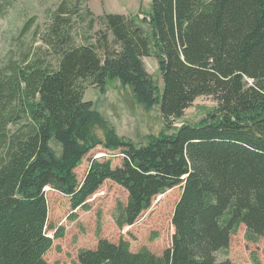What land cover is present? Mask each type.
<instances>
[{
	"label": "trees",
	"instance_id": "obj_1",
	"mask_svg": "<svg viewBox=\"0 0 264 264\" xmlns=\"http://www.w3.org/2000/svg\"><path fill=\"white\" fill-rule=\"evenodd\" d=\"M6 10L0 0V15ZM77 13L61 3L43 37L57 67L30 55L0 67V264H49L48 187L86 207L108 179L127 190L116 207L119 227L181 187L171 246L156 254L101 237L76 264H233L217 253L241 224L249 239L264 236V0H152L143 18L152 35L138 16L88 7L81 43L72 35ZM96 22L104 27L93 35ZM152 54L162 91L144 61ZM110 78L131 85L146 108L159 103L167 126L198 96L218 104L198 123L136 144L84 99L88 86L105 91ZM99 121L103 139L93 132ZM99 143L121 153V163L92 157L80 179L77 167Z\"/></svg>",
	"mask_w": 264,
	"mask_h": 264
},
{
	"label": "rangeland",
	"instance_id": "obj_2",
	"mask_svg": "<svg viewBox=\"0 0 264 264\" xmlns=\"http://www.w3.org/2000/svg\"><path fill=\"white\" fill-rule=\"evenodd\" d=\"M7 10L0 15V67L9 61L23 62L28 55L31 58L58 66L59 56L44 41L54 12L61 3L78 13L73 16L72 35L75 43L84 41L83 32L87 28L89 7L95 15L104 12H120L138 16L139 22L152 35V30L143 18L152 9V0H4ZM96 22L90 30L93 35L103 29ZM112 39V36H111ZM154 41V39H153ZM102 51V49H101ZM147 70L154 82L163 90L164 82L155 54L144 57ZM84 99L92 100L102 120L115 126L117 132L136 144L147 142L149 134L162 130H174L184 122L198 123L209 112L215 110L218 102L208 95L198 96L185 113L170 125L164 122L159 103L146 108L139 103L131 85L123 84L118 78L108 79L106 90L90 85L85 89ZM103 121L93 127L94 134L103 139ZM11 127H16L11 125ZM57 145L56 140H52ZM112 160L113 165L120 164L122 154L110 150L103 143L97 144L84 157L77 167L81 179L92 157ZM179 185L167 189L155 196L150 207L143 210L134 223L119 227L115 220L118 202L127 201V190L120 184L108 179L88 198V206L73 207L68 195L53 188L46 189L48 200V233L54 237L50 250L45 254L49 264H76L82 248L95 247L101 237L118 242L121 238L130 243L134 251L146 246L156 254L171 246L174 225L173 211L180 197ZM246 225L241 224L232 234L227 248L217 253L218 260L230 259L233 264H264V236L251 240L246 236Z\"/></svg>",
	"mask_w": 264,
	"mask_h": 264
},
{
	"label": "water",
	"instance_id": "obj_3",
	"mask_svg": "<svg viewBox=\"0 0 264 264\" xmlns=\"http://www.w3.org/2000/svg\"><path fill=\"white\" fill-rule=\"evenodd\" d=\"M178 126H180V125H178Z\"/></svg>",
	"mask_w": 264,
	"mask_h": 264
}]
</instances>
